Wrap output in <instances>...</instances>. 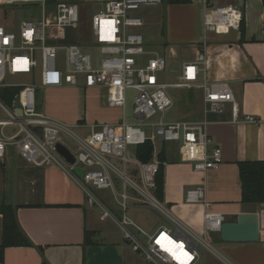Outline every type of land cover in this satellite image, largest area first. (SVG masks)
<instances>
[{
	"label": "built area",
	"instance_id": "2783aa9c",
	"mask_svg": "<svg viewBox=\"0 0 264 264\" xmlns=\"http://www.w3.org/2000/svg\"><path fill=\"white\" fill-rule=\"evenodd\" d=\"M98 7L92 18V39L81 44L79 37L81 7L62 0H0V6L32 5L41 9L40 20H29L15 27L11 18L0 21V90L18 89L10 103L0 96V111L7 119H0V161L9 155L20 157L37 168L55 166L68 174L82 189L89 207L100 211V220L112 221L122 232L133 252L140 254L147 264H198L201 246L214 252L208 233H221L226 217L207 212L204 217L205 235H200L172 217L156 196V178L160 164L156 154L151 162L140 161L129 148L146 142L156 144L179 142L183 163L191 164L195 173L206 174L218 170L223 163L222 149L212 145L207 128L210 116H223L230 109L231 122H258L255 117L241 119L239 104L225 84L205 85L203 121L166 124L152 123L171 105L166 84L161 75L166 72L167 58L148 49L138 29L142 19L130 15L142 6H158L165 0H86ZM200 3L205 9L207 31L220 33L239 30L243 13L230 6L211 7L209 0H187ZM95 48L100 54L94 60L83 49ZM60 55L65 64L59 66ZM206 55L199 53L194 61L184 63L177 86L196 88L205 73ZM12 77L20 83H8ZM26 80V81H25ZM82 86L85 89L105 87L107 105L122 109L117 124H92L85 136L77 135L64 122L39 110L37 94L41 89L63 86ZM134 89L133 117L138 124H129L126 114V90ZM20 111V113H19ZM13 127L14 132L5 130ZM77 127H82L81 125ZM17 130V131H16ZM69 136L76 148L62 141ZM63 145L75 158L69 164L56 149ZM118 162L122 168L113 162ZM133 166V173L129 170ZM84 170V177L75 168ZM118 184L124 192L119 193ZM110 190L120 209L114 212L94 192ZM131 201L135 207H150L174 224V230L160 229L149 233L127 215ZM187 204L207 206L205 188L187 192ZM169 249L170 251H166Z\"/></svg>",
	"mask_w": 264,
	"mask_h": 264
},
{
	"label": "crops",
	"instance_id": "0c3cea01",
	"mask_svg": "<svg viewBox=\"0 0 264 264\" xmlns=\"http://www.w3.org/2000/svg\"><path fill=\"white\" fill-rule=\"evenodd\" d=\"M209 3L211 7L240 9L244 33L209 32L202 4L167 2L164 33V47L169 50V54H164L167 70L179 59L178 52L185 55L173 83L178 85L184 63L194 61L204 52L205 73L193 89L203 94L205 85H227L239 104L241 119L251 116L258 122L232 123L230 109L223 116H210L207 132L212 145L222 149L223 163L218 170L206 174L195 173L191 164L181 161L179 152L169 156L166 143L159 149L156 141L153 145L157 153L162 148L166 153L162 203L169 207L172 217L200 235H205L207 212L223 214L229 223L240 214H259L262 220L259 242L225 243L221 233H208L214 252L205 249L207 253L201 255L198 264H264V204L242 203L239 168L241 162L264 161L263 0H209ZM145 46L153 49L149 43ZM45 90L47 102L42 111L51 118L84 129L92 124H117L122 120V109L108 107L105 87L85 89L67 85ZM87 92L102 96L98 102L101 111L89 122L80 118V114L70 115L64 101L70 95L85 99ZM196 188H205L208 207L185 202L187 192ZM4 204L15 210L17 223L33 246L0 250L3 258L0 264H147L140 254L133 252L112 221L100 220V211L87 205L82 189L58 167L37 168L15 155L7 156L0 161V207ZM110 208L117 214L120 211ZM167 219V224L147 232L174 230L175 224ZM3 236L4 217L0 214V246Z\"/></svg>",
	"mask_w": 264,
	"mask_h": 264
},
{
	"label": "rangeland",
	"instance_id": "374dc122",
	"mask_svg": "<svg viewBox=\"0 0 264 264\" xmlns=\"http://www.w3.org/2000/svg\"><path fill=\"white\" fill-rule=\"evenodd\" d=\"M62 2H74L79 4L81 7V19H80V28L78 30L80 43L89 41L92 39V18L97 13L98 7L86 0H62ZM167 2L158 5V6H142L139 10L130 12L131 16L138 17L142 19L144 26L138 29V32L142 34L145 43H149V46L153 48L152 50L158 51L160 54L164 55L165 52L169 54V50H165V27H166V19H167ZM7 16L11 18V22L15 27H19V25L24 21L29 20H40L42 17L41 9L32 6V5H23L19 7H7L0 6V21L3 20ZM83 51L89 54L94 60L98 61L100 59V54L95 48H86ZM166 54V56H167ZM165 56V55H164ZM178 60L174 61V65H172L168 70L161 75V79L164 83L170 84L166 86V93L168 94L171 105L167 108L164 114H159L155 118L152 119V123H166L173 124L176 122H187L193 120H204V105H203V94L202 91L196 90L190 87L177 86L174 85V81L178 75V68H180V62L185 56L184 54H180L178 52ZM65 59L60 55L58 58V65H64ZM26 81V80H25ZM8 83H20V78L12 77L7 80ZM45 89L39 90L37 94V103L39 110L42 111L43 107L46 106L47 97L45 93ZM136 95V91L134 89L126 90V114L128 116L127 122L129 124H138L137 121L133 117L134 110V97ZM101 95L99 93L87 92L86 98H79L76 95L68 96L64 101L66 105V110L70 115L75 116V114H80V118L86 119L87 122L92 120L95 115L100 113L98 102L101 101ZM45 102V103H44ZM45 105V106H44ZM43 112V111H42ZM0 119H7V116L0 111ZM98 119V123H99ZM69 128L76 133L77 135L85 136L89 129L79 128L74 124L65 123ZM87 124V123H83ZM17 131V130H16ZM5 132L7 134H11L14 132L13 127H8ZM62 141L65 145L70 148H76L74 141L67 135H62ZM158 147L163 144L162 139H157ZM167 153L169 156H173L178 154L180 143L179 142H168L165 144ZM160 149V147H159ZM132 155H135L136 148H129ZM117 167L120 169L122 166L113 160ZM133 166H129L130 174L133 170ZM132 175V174H131ZM119 193H123L124 189L122 185L118 184ZM97 197L104 201L108 206L114 207L115 209L119 208L118 204L115 202L114 197L111 194L110 190L98 191L94 189ZM162 203V201H160ZM130 206L127 211V215L134 219L136 223L142 227L145 231L149 229H154L161 224H167L168 219L166 216L161 214L160 212L150 208V207H135L131 201H129ZM165 208L168 210L169 207L162 203ZM109 206V207H110ZM119 211V210H118ZM120 215V211L118 213ZM153 233V232H152ZM198 250L201 255L206 254L207 251L199 246Z\"/></svg>",
	"mask_w": 264,
	"mask_h": 264
},
{
	"label": "trees",
	"instance_id": "16d2710c",
	"mask_svg": "<svg viewBox=\"0 0 264 264\" xmlns=\"http://www.w3.org/2000/svg\"><path fill=\"white\" fill-rule=\"evenodd\" d=\"M171 4H186L187 0H167ZM264 5V0H263ZM239 30L244 33V18L241 21ZM18 92V89H4L0 90V96L6 103H10L14 95ZM136 157L144 162H151L156 154V159L160 164L159 173L156 178L157 189L156 196L162 201L165 184V162L166 153L164 148L159 153L155 146L151 142H146L143 145L137 146L135 151ZM240 179L242 188V203L243 204H264V161L257 162H241ZM0 214L4 217V236L3 244L0 246V250L4 248L16 246V247H31L33 246L29 239L22 233L15 215V210L8 205H2L0 207ZM3 262V258H0V263Z\"/></svg>",
	"mask_w": 264,
	"mask_h": 264
},
{
	"label": "water",
	"instance_id": "95a60500",
	"mask_svg": "<svg viewBox=\"0 0 264 264\" xmlns=\"http://www.w3.org/2000/svg\"><path fill=\"white\" fill-rule=\"evenodd\" d=\"M56 149L69 164L75 163V158L63 145L57 144ZM75 173L80 178L84 177L82 168H75ZM261 228L262 220L259 214H240L233 219V222L223 224L221 239L225 243H257L260 241Z\"/></svg>",
	"mask_w": 264,
	"mask_h": 264
},
{
	"label": "snow or ice",
	"instance_id": "6c2138e0",
	"mask_svg": "<svg viewBox=\"0 0 264 264\" xmlns=\"http://www.w3.org/2000/svg\"><path fill=\"white\" fill-rule=\"evenodd\" d=\"M166 251H170L169 249H165Z\"/></svg>",
	"mask_w": 264,
	"mask_h": 264
}]
</instances>
